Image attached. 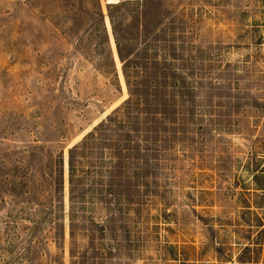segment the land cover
Here are the masks:
<instances>
[{"label": "rangeland", "instance_id": "1", "mask_svg": "<svg viewBox=\"0 0 264 264\" xmlns=\"http://www.w3.org/2000/svg\"><path fill=\"white\" fill-rule=\"evenodd\" d=\"M0 264H264V0H0Z\"/></svg>", "mask_w": 264, "mask_h": 264}]
</instances>
